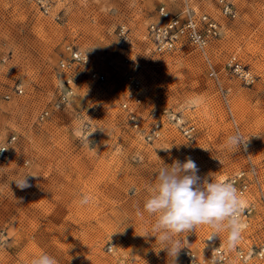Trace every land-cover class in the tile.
<instances>
[{"label": "rangeland", "instance_id": "rangeland-1", "mask_svg": "<svg viewBox=\"0 0 264 264\" xmlns=\"http://www.w3.org/2000/svg\"><path fill=\"white\" fill-rule=\"evenodd\" d=\"M229 1L234 17L218 0H47V12L36 0H0V144L9 141L0 158V264H31L41 253L57 264H173L145 235L155 217L143 203L155 172L189 157L201 182L241 172L249 210L235 247L198 226L175 264H213L204 258L218 245L231 254L220 264H264V0ZM161 4L208 12L220 36L204 53L152 51L146 28ZM68 44L88 62L61 69ZM231 55L252 81L232 70ZM68 77L72 94L57 106ZM236 130L248 141L233 152L225 141ZM24 174L22 190L14 179ZM82 195L88 205L77 203Z\"/></svg>", "mask_w": 264, "mask_h": 264}, {"label": "clouds", "instance_id": "clouds-1", "mask_svg": "<svg viewBox=\"0 0 264 264\" xmlns=\"http://www.w3.org/2000/svg\"><path fill=\"white\" fill-rule=\"evenodd\" d=\"M247 141L236 130L226 138L225 147L235 152L246 149ZM198 172L195 161L190 157L184 162L177 160L171 166L160 167L143 203V212L155 217L145 235L155 237L161 245L159 250L166 251L173 264L183 248L185 237L198 226L210 228L213 237L219 238L221 233H226V243L230 248L239 243L246 227L241 220L246 202L235 185L213 179L201 182ZM29 175L14 179L18 188L30 187ZM90 202L88 195H82L77 201L80 206ZM142 214L138 211V215ZM31 264H57V261L48 253H41L31 259Z\"/></svg>", "mask_w": 264, "mask_h": 264}, {"label": "built area", "instance_id": "built-area-1", "mask_svg": "<svg viewBox=\"0 0 264 264\" xmlns=\"http://www.w3.org/2000/svg\"><path fill=\"white\" fill-rule=\"evenodd\" d=\"M38 6L47 12L49 4L47 0H36ZM220 10L223 15L228 17H234L236 14L232 3L229 0H218ZM158 19L150 22L146 28L145 37L148 40L149 46L152 51L162 54L175 52L182 46H186L189 50H198L200 52H205L207 47L220 36V24L208 12H192L189 8H185L181 11H171L165 5L161 4L157 7ZM120 32L123 33V28L121 26ZM66 50L68 51V56L62 58L59 61V67L61 69L72 70L73 66L76 64H85L89 60V54L86 50L81 49L78 46H73L71 44L66 45ZM228 64L231 66L232 70L239 76H242L246 81H252L253 77L247 68H244L242 64L231 55L228 58ZM89 76L98 81L104 80V75L95 70L89 71ZM134 83L135 80L131 78ZM72 78L68 77L64 80V89L60 93V98L57 100V106L66 102L69 96L72 94ZM20 90V89H19ZM137 101L140 98L136 99ZM126 105V103H124ZM48 114V110H44L41 113V118ZM130 120L134 126H137V121L133 112H131ZM193 126H187L184 128L185 133H190ZM11 141V139H10ZM9 141L0 144V158L6 159L9 152ZM232 182L235 187L239 190L242 196L246 193L248 188V183L245 178L242 177L241 172L236 174L234 177L226 180ZM264 203V196L262 199ZM248 207L244 208L243 214L248 213ZM264 252V249L261 253ZM236 254L239 258L243 257V252L241 249L236 250ZM231 258V254L228 250L221 246L213 247L207 254L204 260H207L213 264H220L228 261ZM190 262L194 264L195 260L190 259Z\"/></svg>", "mask_w": 264, "mask_h": 264}, {"label": "bare ground", "instance_id": "bare-ground-1", "mask_svg": "<svg viewBox=\"0 0 264 264\" xmlns=\"http://www.w3.org/2000/svg\"><path fill=\"white\" fill-rule=\"evenodd\" d=\"M241 215H242V213H241Z\"/></svg>", "mask_w": 264, "mask_h": 264}]
</instances>
